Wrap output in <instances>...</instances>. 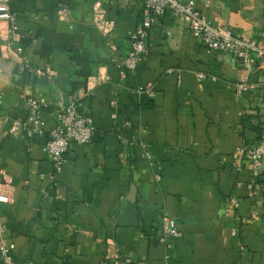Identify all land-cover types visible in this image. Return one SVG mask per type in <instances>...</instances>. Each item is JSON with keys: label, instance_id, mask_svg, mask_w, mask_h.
Listing matches in <instances>:
<instances>
[{"label": "crops", "instance_id": "0c3cea01", "mask_svg": "<svg viewBox=\"0 0 264 264\" xmlns=\"http://www.w3.org/2000/svg\"><path fill=\"white\" fill-rule=\"evenodd\" d=\"M194 2L212 24L264 38V0ZM8 7L0 191L9 202L0 203V242L14 246L13 264H264V161L254 176L237 150L261 139L264 63L237 92L242 66L207 52L184 20L165 13L142 61L122 74L141 0ZM25 90L47 102L48 126L58 102L75 101L92 118L91 141L70 143L60 172L46 158L45 136L9 132L26 116ZM165 218L177 237L164 236Z\"/></svg>", "mask_w": 264, "mask_h": 264}, {"label": "built area", "instance_id": "2783aa9c", "mask_svg": "<svg viewBox=\"0 0 264 264\" xmlns=\"http://www.w3.org/2000/svg\"><path fill=\"white\" fill-rule=\"evenodd\" d=\"M144 5L140 25L130 37V47L126 55L120 60L119 67L122 74L132 73L137 64L142 61L147 48L148 32L153 22L165 13L174 18L184 20L195 37L200 39L207 52H226L232 60L240 64L244 75L236 84L237 92L241 93L249 88V75L254 71L256 61L264 63V38L243 39L236 36L230 29L212 24L195 7L194 0H141ZM13 16L8 7V0H0V27L5 23H12ZM264 22V21H263ZM15 26H12L13 31ZM198 77L203 78L202 73ZM23 98L26 107L24 119L14 122L9 128L13 135L19 128L25 131L28 138L45 136V155L56 172H60L66 160V153L70 143L88 144L93 136L92 118L81 114L77 110L75 101L58 102L53 125L48 126L40 110L47 102L33 96L30 90H25ZM250 160L252 174L258 176L264 161V121L261 129V139L252 144L237 149ZM9 202V194L0 191V203ZM234 205L237 203L233 201ZM163 233L166 237H177L178 231L173 220H163ZM12 244L0 242V261L3 264H13Z\"/></svg>", "mask_w": 264, "mask_h": 264}]
</instances>
